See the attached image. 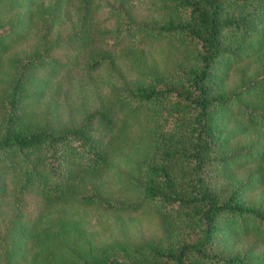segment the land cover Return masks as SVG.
<instances>
[{
	"label": "trees",
	"instance_id": "trees-1",
	"mask_svg": "<svg viewBox=\"0 0 264 264\" xmlns=\"http://www.w3.org/2000/svg\"><path fill=\"white\" fill-rule=\"evenodd\" d=\"M36 2L0 0V264H264V206L244 202L264 188V0H160L161 25L134 23L122 10L123 30L99 28L93 0ZM30 33L34 42L8 52ZM142 43L167 47L168 65L133 63L135 79L75 125L31 121L51 81L105 64L117 70L115 51ZM134 136L144 142L130 148L144 152L143 194L113 196L103 177ZM235 163L250 167L243 182ZM84 207H149L176 237L146 250L88 247L73 215Z\"/></svg>",
	"mask_w": 264,
	"mask_h": 264
},
{
	"label": "rangeland",
	"instance_id": "rangeland-1",
	"mask_svg": "<svg viewBox=\"0 0 264 264\" xmlns=\"http://www.w3.org/2000/svg\"><path fill=\"white\" fill-rule=\"evenodd\" d=\"M52 0H37L47 4ZM95 9L93 18L96 25L101 28H111L117 26L118 14L125 10L129 17L133 19L134 23L147 24L148 26L161 25L163 19L166 17L160 11V0H93ZM72 5V4H71ZM71 7L70 9H72ZM23 12V10L21 11ZM72 21H75L74 13H71ZM126 22H122L121 30L124 29ZM60 26L69 30L70 21L63 20ZM30 31H32L30 29ZM33 32V31H32ZM31 36L18 42L8 49V52L17 51L34 42L37 36L30 33ZM127 48L116 50L115 59L117 60V70L109 68L107 64L100 67L97 71L91 74L84 70L78 74L76 72L72 77L58 78L51 81L46 94L35 105V112L30 117L31 121L36 124L44 122L51 123L56 127H64L68 125H75L79 122L85 112L97 107L100 99L107 95V92L114 88H122L130 81L135 79L137 71L132 69L144 63L145 71H154L162 68L169 63V57L165 50L169 53V49L163 44H139L138 48ZM181 51L186 55H190L188 48L181 47ZM173 58H178L179 55L171 50ZM134 55V61L132 60ZM171 62V60H170ZM165 64V65H164ZM166 69V68H165ZM165 69H162L165 72ZM84 71V72H83ZM1 75V74H0ZM166 75L165 77H168ZM6 77V74L4 75ZM239 82L238 75H231L226 80V90H234ZM2 114L0 113V119ZM160 120V116L158 122ZM159 128L167 131V125ZM135 131H142L140 127H136ZM124 147L118 151L116 157L111 161L107 173L104 175V186L108 191L115 194L113 196L136 198L141 197L142 192V172L137 164L144 157V152L141 156V148L136 152L130 150L131 147L144 145L142 139H133L126 137ZM250 137H242L240 141H233L232 146L237 144H246ZM240 142V143H237ZM250 167L244 164L241 166L235 163L231 169L238 182L245 181L246 175ZM143 170V169H142ZM244 202L246 204H253L255 206H264V188L258 187L245 195ZM81 222L82 240L87 243L88 247L92 245L95 248H107L108 250H120V248L127 247L128 250L132 248L146 250L150 247H161L170 242L176 237L174 231L173 236L170 237L160 227L159 216L154 213L149 207L143 211L123 212V213H104L93 208H79L73 213ZM248 244V240H239L234 244L237 252L243 253V248ZM28 256L33 252V242L30 241L27 245ZM29 257L24 264H28Z\"/></svg>",
	"mask_w": 264,
	"mask_h": 264
}]
</instances>
